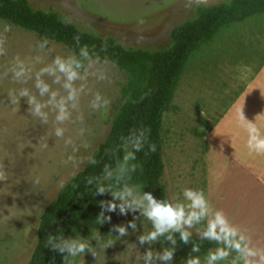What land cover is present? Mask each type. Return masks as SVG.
I'll return each mask as SVG.
<instances>
[{"label": "rangeland", "instance_id": "obj_1", "mask_svg": "<svg viewBox=\"0 0 264 264\" xmlns=\"http://www.w3.org/2000/svg\"><path fill=\"white\" fill-rule=\"evenodd\" d=\"M27 1L33 9L56 12L83 33L102 39L110 36L125 49L153 52L170 44L172 29L191 19L198 6L228 0ZM233 26L221 30L186 63L163 115L161 181L167 201L185 204L186 211L183 191H205V136L264 65V20L255 17ZM0 49V164L8 177L0 181V264H27L42 211L85 166L108 133L125 76L115 65L91 59L83 72L76 71L78 78L69 82L54 63L60 57L71 65L69 50L5 21H0ZM38 81L48 86L43 95ZM66 83L76 90L75 99H68ZM23 89L46 105L41 110L48 116L47 123L33 115L28 96L19 95ZM97 93L99 108L93 107ZM14 98L18 103H12ZM62 102L68 119L59 123L55 118ZM56 127L65 129L63 137L55 136ZM139 196L131 193L121 200L103 230L80 229L75 239L88 242L92 251L71 257L70 264H187L161 260L164 251L159 238L139 242L154 230L143 207L127 206ZM202 221L184 229L203 238ZM130 222L137 226L131 227ZM117 227H124L127 234L120 236ZM148 251L153 256L146 262ZM230 257L216 264H226ZM233 259L231 264H239ZM200 264H207V258Z\"/></svg>", "mask_w": 264, "mask_h": 264}, {"label": "trees", "instance_id": "obj_2", "mask_svg": "<svg viewBox=\"0 0 264 264\" xmlns=\"http://www.w3.org/2000/svg\"><path fill=\"white\" fill-rule=\"evenodd\" d=\"M255 17L264 20V0H228L209 7L198 6L191 19L172 29L167 47L147 52L125 49L110 36L102 39L83 33L63 22L56 12L33 9L27 0H0V21L34 33L42 41L62 45L72 53L71 66L75 71L83 72L85 63L95 59L115 65L125 76L120 89L121 102L115 107L108 133L85 166L42 211L36 243L27 264H70L71 256L52 250L48 237L75 239L80 229L89 233L103 230L109 220H104L101 212L111 219L113 211L102 209L101 202L112 201L117 205L121 200H113L111 192L121 191L125 185L131 193L141 196L150 193L157 201L168 202L161 181L164 170L161 127L183 69L221 30ZM82 49L87 55L82 54ZM76 63L80 64L79 68ZM141 129H150V133H145L148 142L135 153L136 160L128 162L137 168L131 171L129 167L121 172L123 156L126 151H133L131 141ZM149 143L155 144V152H149ZM88 179L92 180L91 185ZM100 186L110 191L99 195L96 190ZM158 238L163 251L173 252L172 262L194 257L205 259L216 248L215 242L192 234L185 243L178 231L166 232ZM194 246L198 251H193Z\"/></svg>", "mask_w": 264, "mask_h": 264}, {"label": "clouds", "instance_id": "obj_3", "mask_svg": "<svg viewBox=\"0 0 264 264\" xmlns=\"http://www.w3.org/2000/svg\"><path fill=\"white\" fill-rule=\"evenodd\" d=\"M78 40L79 38L76 37ZM82 54L87 55L86 51L82 49ZM0 55H3L2 49H0ZM54 63L57 65L60 72L65 73L67 81L71 82L78 78V73L73 69V67L61 60L60 57H57L54 60ZM80 64L76 63V68H79ZM19 75V73H17ZM37 88L40 89V94L43 95L48 91L47 85H42V82H37ZM65 88L69 89L68 99H75L76 90L72 88L71 83H66ZM21 97L28 96V103L33 105V115L40 117L43 123L48 122V116L46 113L42 112V108L46 105H42L36 101L35 96H30L27 89L21 90L19 93ZM55 93H53V97ZM101 96L99 93L95 96V101L97 103L93 104V107L99 108L101 105L99 101ZM12 103H18L17 99H13ZM109 102L104 101L106 106ZM243 106L237 109V118L239 122L245 127L248 133L247 147L250 151H253L258 154H264V134L261 133L260 129L257 127L255 122H249L246 120L243 115ZM260 116V115H258ZM56 121L63 123L68 119V114L66 108L63 105V102L59 106V112L56 115ZM65 129L61 127L55 128V136L61 138L64 136ZM145 133H150V129H141L137 135L131 141V147L133 151H126L123 156V162L119 165V170L121 172L128 170L130 167L131 171H135L137 168L136 164L128 165L129 161L136 160V152L142 150V145L147 141V136ZM47 147V144L44 145ZM149 152H155V144H148ZM147 154V153H146ZM94 163V161H93ZM7 172L3 164H0V181L7 180ZM87 183L92 184V180L88 179ZM110 189H106L103 186L97 188L96 193L103 195L105 192H109ZM111 195L113 200H125L127 196L131 195V190L124 186L121 191H112ZM183 198L188 202V211H186L185 204L176 203L175 205L166 201H157L150 193H145L142 196H139L136 200H133L131 203H128L130 209L144 208L143 215L151 221L153 231H150L147 235L141 236L139 242L143 244L146 241H155L159 236L164 235L166 232L178 231L180 233V238L183 242L187 243L190 233L183 230L184 226L191 228L194 223H199L201 220L207 219V225L205 231L203 232V238L208 240L216 241L217 243H224L225 248H217L215 252L209 253L207 258V264H216L217 261L224 260L228 257L229 251L228 248L240 253L245 258V264H251V261L248 260V257H256L259 255V264H264V250H260L259 253L255 250H244L241 245L233 243L237 236V230L232 226L227 217L225 216L222 210H214L211 213L209 218V209L210 203L206 199L205 194L202 190H193L185 189L183 191ZM146 204V206H145ZM102 209L111 212L114 211L117 205L112 201L101 202ZM120 211L124 212V205H120ZM100 216L104 217V220H110V217H105L103 211ZM130 226L135 228V224L130 222ZM115 231L118 232L120 236L126 235V230L124 227H117ZM169 240H172L171 236H168ZM48 245L54 251L59 253H66L67 256L76 257L85 252H91L92 249L90 244L83 239H67L64 237H55L49 236L47 240ZM173 243L175 241L173 240ZM193 251H198L194 246ZM153 256L151 251H148L144 255V259L147 262ZM173 257V252L170 250H165L163 255L159 258L161 260H171ZM187 264H200L199 257L191 258L187 261Z\"/></svg>", "mask_w": 264, "mask_h": 264}, {"label": "crops", "instance_id": "obj_4", "mask_svg": "<svg viewBox=\"0 0 264 264\" xmlns=\"http://www.w3.org/2000/svg\"><path fill=\"white\" fill-rule=\"evenodd\" d=\"M262 75L264 65L207 133L204 156V193L210 203L209 218L213 209L222 210L237 230L233 243L238 242L244 250L258 253L264 250V154L250 151L247 147L248 133L237 118V109L243 106L246 120L255 122L264 134ZM207 222V219L202 221L203 232ZM213 242L216 243L213 250L225 248L224 243ZM227 250L231 261L235 258L240 261L239 264H245V258L240 253L231 248ZM248 260L251 264H259V255L248 257ZM231 261L226 264H231Z\"/></svg>", "mask_w": 264, "mask_h": 264}]
</instances>
